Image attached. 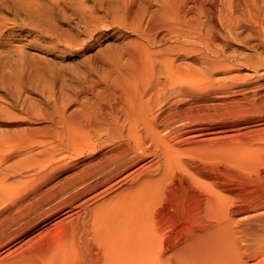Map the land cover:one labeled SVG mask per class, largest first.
<instances>
[{
	"label": "rangeland",
	"instance_id": "374dc122",
	"mask_svg": "<svg viewBox=\"0 0 264 264\" xmlns=\"http://www.w3.org/2000/svg\"><path fill=\"white\" fill-rule=\"evenodd\" d=\"M255 1L264 8V0ZM157 6V0H0V80L3 82L0 108L3 112H11L8 121H0V138L8 130L16 132L21 125L29 124L38 129L32 136L33 144L28 152L19 151L9 161L0 164V182L16 189L11 199L0 202V219L9 200L18 203L12 214H25L13 227H19L18 235L0 247V260L10 252L12 255L23 253L31 263L42 264L43 255L55 246L70 245L86 222L93 224L94 218L103 210L124 199L142 179L147 183L148 177L159 181L154 184L157 190L154 210L161 205L165 207L169 197H175L181 203H191L198 194V183L220 185L221 193L228 200L233 196L253 195L251 189L255 185L250 180V183L247 179L246 182L244 176H264V28L251 26L248 21H242L235 28V34L224 28L223 36L229 41L226 47L221 41L211 39L212 44L220 49L221 57L225 58L224 65L209 66L211 76L217 80L215 82L225 84L227 81L225 85L229 84L230 90L209 89L210 92H204L203 99L196 96L181 105L183 108H201L199 114L205 116L208 127L219 128L222 130L219 134L223 136V142L219 143L199 144L192 139L183 143L172 141L182 150L181 158L188 172L178 171L177 174L176 171L160 178L165 164L161 155L162 144L158 141L157 144L147 143L130 155L135 160L128 169L102 184L95 185L97 176H93L88 181L95 188L80 194L85 174L117 153L121 148L120 140L107 138L103 133L94 145L85 143L84 148L75 146V149L66 145L54 147L55 143L51 145L50 138L45 136L47 133L42 127L49 124L59 127L51 119H63L66 125L85 120L89 115L102 116L99 119L103 124L105 120H113V109V114L110 111L115 99L112 94L100 95L99 90L110 77H121L129 71L130 52L139 51L148 65L156 58L158 71L166 70L164 62L161 63L163 57L179 56L178 41L170 38L154 44L156 33L144 32L147 18ZM224 10V19L232 22L230 9ZM261 39L263 42L259 43ZM13 98L18 99L16 107L10 106ZM244 107H249L250 113L248 110L243 112ZM194 119L192 125L195 127L198 120ZM154 128L158 135L166 134L159 126ZM179 128L183 130L184 126ZM25 154L31 156L29 161L25 160ZM15 161L18 169L7 171V166ZM159 167L160 171L157 170ZM219 169L223 171L220 183L216 179ZM137 176L139 180L134 178ZM74 194L77 197L70 201ZM191 198L190 202L188 199ZM249 212L234 217L242 220L258 211ZM152 213L155 215L154 211ZM249 224L244 222L236 228L249 230L254 227L253 223ZM233 235L239 238V233ZM253 261L249 260L250 263Z\"/></svg>",
	"mask_w": 264,
	"mask_h": 264
},
{
	"label": "bare ground",
	"instance_id": "6f19581e",
	"mask_svg": "<svg viewBox=\"0 0 264 264\" xmlns=\"http://www.w3.org/2000/svg\"><path fill=\"white\" fill-rule=\"evenodd\" d=\"M157 1L158 6L150 14L148 13L144 32L156 33L154 44L163 43L170 38L178 41L179 56L163 57L161 63L164 62L166 70L158 71L156 58L152 57L151 64L148 65V61L143 60V54H139V51L130 52L129 71L121 74V77L113 76L110 77L113 79L105 80V86L99 90L100 95L112 94L115 99L114 106H110V112L112 113L113 109L115 114L112 113L113 120H105L103 124L99 119L102 116L86 114L88 117L85 120L69 122L67 125L63 119H51L61 128L52 124L42 127L45 128L47 133L45 136L50 138L51 145L55 143L54 147L66 145L84 148L85 143L94 145L103 133L107 138L120 140L121 148L117 153L104 164L93 166L85 174L80 194L95 188L94 186L99 182L102 184L110 181L126 168L128 169L135 160V157L130 155L143 144H157V141L162 144L161 155L165 158V164L160 178L163 179L176 171L177 174L178 171H189L181 158L182 150L172 141L181 143L192 139L199 144L223 142V136L219 134L222 130L208 127L209 123L205 120V116L199 114L200 107V109H194L192 106L183 108L181 105L196 96L203 99L204 92L209 89L230 90V85H225L227 81L224 82L225 84L215 82L217 80L211 76L212 71L209 66L213 68L217 64L225 63L220 49L211 41L217 39L224 46L228 45L229 41L223 36L224 28L230 34L234 33L235 28L240 26L242 21H248L251 26L263 29L264 8L255 0ZM145 6L148 12V3ZM225 8L230 9L232 22L224 19ZM262 42L263 40L259 43ZM260 45L262 47V44ZM257 63L255 64L259 65V62ZM2 87L3 82L0 80V89ZM17 105L18 99L13 98L10 106ZM244 108L243 112L249 109V107ZM248 111L247 113H250V110ZM9 113L3 112L0 108V121H8L11 118ZM47 113L46 117H49ZM196 117L198 119H194ZM192 119L198 120L199 127L192 125ZM156 125L165 131L164 136L160 133L158 135V131H155ZM181 125L184 126L183 130L179 128ZM15 130L16 132L8 130L9 132L0 138V164L9 161L19 151H27L33 144L32 136L38 132V129L29 124L21 125ZM30 157L29 154H25L26 161H29ZM245 166L250 167L248 164ZM161 167L157 170L160 171ZM17 169V161L11 162L6 168L7 171ZM221 172L219 169L216 175L218 183L222 178ZM93 176H97L94 186L88 181ZM134 178L139 180L138 176ZM149 178H145L149 180L147 183L142 179L140 185L135 184L136 187L129 188L130 193L128 192L124 199L112 204L113 207L103 210L94 218L93 224L86 222L81 228V233L69 243L70 245L50 248L51 250L43 255V258L41 257L42 264H264V176L245 175V181L248 180V183L251 181L255 185L251 189L254 191L253 195L233 196L229 200L221 193L220 185L214 187L208 183L194 181L195 184L198 183V194H195L197 196L194 201L191 198L188 199L192 201L191 203H181L179 200L176 201L175 197L173 199L169 197L165 201V207L161 205L160 208H155L156 210L153 209V201L157 196L154 184L157 185L159 181ZM15 191L16 189L11 185L1 181L0 202L11 199ZM75 197L76 194L72 195L70 201ZM236 198L239 199V203ZM15 204L18 205L16 200H9L6 209L1 212L3 216L0 219V247L8 244L18 235L19 227L17 229L13 227L25 217V214L21 216L23 212L18 215L12 214ZM224 210L228 211L225 219ZM249 211L258 212L242 220L234 217ZM244 222L253 223L254 227L249 230L236 228ZM224 232L230 234L224 235ZM235 232L239 233V238L233 235ZM28 258L23 253L12 255L10 252L0 260V264H33ZM250 259L254 261L250 263Z\"/></svg>",
	"mask_w": 264,
	"mask_h": 264
}]
</instances>
